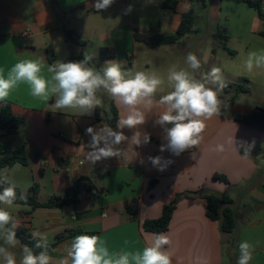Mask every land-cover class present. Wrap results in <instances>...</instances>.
I'll return each instance as SVG.
<instances>
[{
  "label": "crops",
  "instance_id": "0c3cea01",
  "mask_svg": "<svg viewBox=\"0 0 264 264\" xmlns=\"http://www.w3.org/2000/svg\"><path fill=\"white\" fill-rule=\"evenodd\" d=\"M163 1L114 0L107 10L97 12L92 7L95 0H57L58 11L52 9L49 0H0V68L7 74L21 59L40 58L47 64L44 58L47 51L54 55L55 62H66L73 55H81L83 59L86 51L94 57L89 66L97 69L107 61H117L122 69L132 73L159 70L166 80L172 65L187 67L188 53H183L187 47V43H183L185 38L173 45L149 47L136 41L135 28L148 36L174 33L182 14L194 9L197 15L195 4L199 1L176 0L175 11L163 9ZM217 2L221 6L219 16L226 17L227 44L232 39L246 41L261 37L264 21L246 0ZM129 5L132 11L126 12ZM262 7L264 11V0ZM66 30H73L83 45L67 41ZM230 49L238 55V50ZM102 50H112L113 57L106 53L103 56ZM235 73L228 82L237 84L242 83L244 77L249 79L240 70ZM45 75L50 76L46 71ZM261 88L264 90V83ZM99 92L105 98L101 103L104 116L110 118V96L104 90ZM166 92L165 88L164 92H158L150 108H141L146 118L143 125L137 129H119L116 124L112 128L127 137L119 145L120 158L112 157L94 164L88 160L91 137L86 129L109 126L106 121H95V109L91 115H80L75 109L57 112L52 105L55 96L48 103L41 102L29 94L26 84H20L12 92L7 101L22 124L15 133L0 134V144L5 146L0 158L22 149L27 164L0 168V177L6 176L23 196L36 185L40 202L51 196H64L66 189L80 177H88L95 184L89 196L82 190L74 205L31 210L28 205L15 203V207L8 209L16 225L14 230L24 226L31 239L34 240L32 234L38 232L46 235L48 244H55L48 253L51 264H58L66 256L72 239L81 234L100 236L110 252L142 251L156 235L145 231L142 223L160 218L163 207L177 195L182 198L168 230L163 232L171 241L166 247L172 264H227L225 236L218 222L207 217L206 200L192 196L200 190L230 193L238 214L235 231L238 244L247 241L253 246L250 264H264V129L243 124L234 117L255 109L264 110V93H257L251 87L249 93L240 94L234 103L222 101L221 115L206 121L201 144L175 156L167 150L160 151L166 141L163 129L155 123L164 111L155 101ZM246 94L255 99L245 97ZM114 104L119 120L127 112L122 105L115 101ZM137 131L141 138L144 133L149 134L150 141L136 145L132 137ZM218 144L224 145L223 152L215 150ZM246 148L250 150L245 157ZM192 153L196 154L195 159ZM156 156L171 161L164 171L150 163L148 158ZM215 173L225 175L233 188L215 179ZM253 177V186H247V181ZM151 180L156 182L148 188ZM23 246L19 241L9 250H17V256V253L22 254Z\"/></svg>",
  "mask_w": 264,
  "mask_h": 264
},
{
  "label": "clouds",
  "instance_id": "9594fccd",
  "mask_svg": "<svg viewBox=\"0 0 264 264\" xmlns=\"http://www.w3.org/2000/svg\"><path fill=\"white\" fill-rule=\"evenodd\" d=\"M114 0H95L92 7L99 12L107 10ZM148 3L154 0H147ZM129 5L126 12H131ZM59 52V48H56ZM94 59L86 51L79 61H61L48 65L43 59H21L15 63L7 74L0 68V103L6 102L12 92L20 85L26 84L29 94L41 102L48 103L53 96V107L57 112L75 109L80 115H91L102 100L97 93L104 90L118 105H122L127 114L117 121V128L137 129L145 123L142 107H151L158 92H164L165 83L170 91L160 95L155 101L163 106L156 124L164 132L160 151H169L179 156L185 151L198 147L203 140L207 127L206 121L221 115L223 90L228 87L220 67L212 66L201 73L202 61L195 53L189 52L185 58L187 67L172 65L166 80L155 72L140 70L132 73L124 70L120 62L107 61L97 69L89 66ZM207 62V56L204 57ZM243 68L251 73L254 69L264 71V49L248 51L243 61ZM45 71L50 76L45 75ZM86 133L91 137L88 147V160L94 164L104 159L119 157L122 154L119 145L127 137L122 131H114L110 126L98 130L88 127ZM135 144H147L150 135L140 137L137 131L132 137ZM234 143V139H232ZM216 151L223 152L224 145L218 144ZM248 148L243 156L249 155ZM195 153H192L195 159ZM153 167L164 171L171 161L162 157L148 158ZM0 184H8L0 191V261L2 264H51L48 254V241L44 234L34 232L35 248L41 249L35 254L27 245L23 246L22 257L17 261L10 248H15L19 241L16 238L15 223L8 209L15 207L17 200L16 186L5 176ZM20 199H25L23 195ZM12 225L8 227V225ZM171 241L167 234L159 233L154 240L137 252H110L106 242L98 235L81 234L75 236L66 250V256L58 264H172V258L166 246ZM253 246L247 241L239 244L237 264H250L253 258Z\"/></svg>",
  "mask_w": 264,
  "mask_h": 264
},
{
  "label": "trees",
  "instance_id": "16d2710c",
  "mask_svg": "<svg viewBox=\"0 0 264 264\" xmlns=\"http://www.w3.org/2000/svg\"><path fill=\"white\" fill-rule=\"evenodd\" d=\"M197 1L203 3L205 2V0ZM49 2L52 6V9L54 11H58L57 0H49ZM246 3L255 9L259 17L264 21L262 0H246ZM161 6L163 9L175 11L177 7V1L164 0ZM203 6H205V4H203ZM196 17L197 16L194 9H190L187 13L182 14L181 23L174 33L154 34L148 36L140 34L138 29L135 28L134 37L136 41L142 42L149 47H160L180 43L182 39L192 31ZM65 34L67 41L76 43L80 46L83 45V42L73 30H66ZM260 35L264 37V29L260 32ZM218 36L221 38V40H223L224 49H226L229 54L235 55L236 52L231 50L226 44L227 37L223 35L221 31L218 32ZM105 53L108 57H113L114 55L112 50H102L103 56ZM44 58L48 65L55 63L54 55L50 51L45 53ZM81 59V55H73L67 61H79ZM249 82V79L245 77L243 78L242 83L236 84L227 82L228 87L223 90L220 99L222 101L234 103L240 94L249 93L251 91ZM97 95L102 100L103 104L105 98L102 96V93L98 92ZM102 104L95 109V121H106L110 127H115L119 116L114 104V100L110 97V100L108 101L109 110L111 112L110 118H105ZM234 117L237 121L243 124L264 129L263 109H255L248 114H236ZM21 124L22 119L13 113L11 103L9 101L0 103V134L7 135L15 133L20 128ZM0 152L3 154L5 153V146L2 144H0ZM15 164H27V158L22 149L15 151L10 156L4 155L0 158V168L11 167ZM213 177L233 188L225 175L215 173ZM254 180V177L251 178L249 181H247L246 185L249 187L253 186ZM155 182V180H151L149 182L148 188H151ZM7 186L8 184H0V191H2L3 188ZM94 189L95 184L92 183L88 177H80L66 189L64 196H51L47 201L40 202L37 199L38 187L36 185L31 188L27 196H24L25 199H20L21 193L16 188L17 200L15 203L28 205L31 207V210H35L37 208L60 209L65 206L76 204L79 201V194L82 190L92 192ZM192 196L204 198L206 200V215L209 219L218 222L219 229L225 236V244L228 245L226 254L228 260L227 264H237V259L239 257V244L237 237L235 236V231L238 225V214L234 207V199L230 196V193H218L210 190H200L197 193H194ZM181 198V195H177L170 204L165 205L160 218L145 220L142 223L143 229L155 234L166 232L169 228L173 212ZM15 232L21 244L27 245L35 254H38L41 251V249L35 248L37 241L35 239H31V235L28 234L27 229L24 226L18 227ZM54 248L55 244H48V253Z\"/></svg>",
  "mask_w": 264,
  "mask_h": 264
},
{
  "label": "rangeland",
  "instance_id": "374dc122",
  "mask_svg": "<svg viewBox=\"0 0 264 264\" xmlns=\"http://www.w3.org/2000/svg\"><path fill=\"white\" fill-rule=\"evenodd\" d=\"M217 1L218 0H205L204 3L197 2L195 4L197 17L192 31L185 36L183 43H187V47L183 49V53H195L201 61L207 56V62L204 63L206 66H202L200 72H207L212 66L220 67L226 82L232 80L231 78L236 74L235 71L240 70L243 72L242 74L249 77L251 81L249 82L250 87H253L257 93H264V90L261 88L264 83V71L254 69L253 72L249 73L243 68V61L248 51L264 49V37L255 36L246 41L232 39L226 44L228 47L238 50L239 53L238 55L229 54L223 47V40L218 36L219 31L225 35L224 28H226V17L219 16L221 6L218 5ZM203 4H205V6H203ZM155 71L158 75H161L159 70ZM164 88L170 91L166 83ZM245 97L252 100L255 99L253 95L246 94ZM8 227H10V225H8ZM225 246L228 248V245L225 244ZM10 251L15 254L17 250ZM21 257L22 254L17 253L16 258L18 261ZM0 264H2V261H0Z\"/></svg>",
  "mask_w": 264,
  "mask_h": 264
},
{
  "label": "built area",
  "instance_id": "2783aa9c",
  "mask_svg": "<svg viewBox=\"0 0 264 264\" xmlns=\"http://www.w3.org/2000/svg\"><path fill=\"white\" fill-rule=\"evenodd\" d=\"M87 193H88L87 195L89 196L91 192H87Z\"/></svg>",
  "mask_w": 264,
  "mask_h": 264
}]
</instances>
